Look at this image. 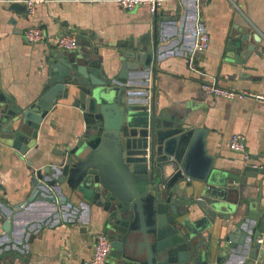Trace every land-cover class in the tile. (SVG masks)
<instances>
[{
    "label": "water",
    "instance_id": "obj_1",
    "mask_svg": "<svg viewBox=\"0 0 264 264\" xmlns=\"http://www.w3.org/2000/svg\"><path fill=\"white\" fill-rule=\"evenodd\" d=\"M193 2L195 21L200 0ZM10 6L27 15L26 0ZM157 12L161 23L174 22L177 38L159 43L168 34L147 32L125 42L111 63L97 46L81 40L79 49L47 55L48 78L40 96L28 105L17 106L0 90V99L7 102L0 128L22 151L38 136L40 123L59 99H73L83 124L77 140L60 150L58 162L32 171L30 196L10 208L2 224L5 238L14 230L16 212L44 200L53 205L52 211L27 223V235L20 241L28 240L31 230L36 232L52 215L57 217L61 204L65 215L86 213L87 219L102 223L111 239L113 264H233L237 255L238 264H252L255 258L260 264L264 244L258 240V226L264 207L255 198L234 197L237 186L228 178L247 181L246 176L264 172V167L245 164L236 173L222 171L206 145L208 128L189 127L184 112L159 107L157 61L181 38L185 14L179 25L172 14ZM236 28L228 49L243 62L256 51L260 35ZM193 32L195 38V26ZM199 52L191 46L185 54ZM240 206L244 217L230 223V213Z\"/></svg>",
    "mask_w": 264,
    "mask_h": 264
},
{
    "label": "crops",
    "instance_id": "obj_2",
    "mask_svg": "<svg viewBox=\"0 0 264 264\" xmlns=\"http://www.w3.org/2000/svg\"><path fill=\"white\" fill-rule=\"evenodd\" d=\"M12 1L24 2L0 0V90L11 95L14 104L21 107L40 96L48 78L47 55L62 49L56 42L59 34L77 30L78 47L64 50L79 49L80 41L87 39L99 48L106 63L115 61L125 42L147 32L168 34L159 43L179 36V32H174V22L156 20V13L145 4L128 10L115 0H44L32 14L25 15L10 8ZM193 1L164 0L157 10L159 15L178 18L179 25L185 14L181 38L164 49L157 61L158 105L184 112L189 127L208 128L206 145L215 156L214 166L222 171L236 173L245 164L264 167V99L257 96L264 94V0H200L195 21ZM32 24H41L49 36L37 42L28 41L24 30ZM236 27L249 28L251 34L260 35L256 51L243 62H238L236 52L228 49ZM203 31L209 34V46L197 55L185 54L191 46L196 48ZM205 81H215L243 94L229 97L207 93L202 87ZM72 101L70 97L58 100L26 151L8 141L0 128V264H87L96 236L103 231L102 223L94 217L87 219L86 213L81 212L65 215L59 204L57 217L52 215L36 232L30 228L29 239L20 241L27 235L23 234L25 225L48 216L52 209L49 202L37 200L14 214V230L9 239L4 236L2 224L10 208L30 196L32 171L58 162L60 150L73 144L82 133L80 110ZM6 104L0 99V116ZM235 132L245 135L248 158L231 148L229 140ZM246 178L247 181L240 182L228 178L229 184L237 186L233 196L239 200L255 198L264 207V172ZM72 201L78 203L77 199ZM240 208L230 213V223L244 217V207ZM261 217L258 238L262 237L264 244V212ZM237 256L232 258L233 264L240 262L241 255ZM113 261L110 256L109 263ZM260 264H264V257Z\"/></svg>",
    "mask_w": 264,
    "mask_h": 264
},
{
    "label": "built area",
    "instance_id": "obj_3",
    "mask_svg": "<svg viewBox=\"0 0 264 264\" xmlns=\"http://www.w3.org/2000/svg\"><path fill=\"white\" fill-rule=\"evenodd\" d=\"M44 0H26L28 6V13L32 14L36 5ZM164 0H115V2L124 9H133L140 5H147L152 12H156ZM26 39L30 42H37L44 40L49 36L45 28L41 24H32L24 30ZM209 34L207 32H200L196 43V49L204 50L209 46ZM56 42L62 49L72 50L79 45V34L77 30H70L56 36ZM203 89L210 94L233 97L237 94H243L236 89L222 86L215 81H205L202 83ZM258 97L264 99V94H257ZM229 144L232 149L246 153V138L241 132H235L231 135ZM256 165V164H254ZM257 166V165H256ZM260 242L262 237L258 238ZM112 249L111 239L105 231L98 232L91 257L87 260V264H109L110 252ZM252 264H259L258 259L255 258Z\"/></svg>",
    "mask_w": 264,
    "mask_h": 264
}]
</instances>
